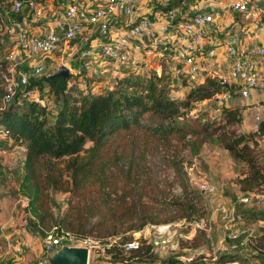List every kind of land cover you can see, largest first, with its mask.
Instances as JSON below:
<instances>
[{
    "label": "trees",
    "instance_id": "trees-1",
    "mask_svg": "<svg viewBox=\"0 0 264 264\" xmlns=\"http://www.w3.org/2000/svg\"><path fill=\"white\" fill-rule=\"evenodd\" d=\"M248 1L251 9L264 12V2ZM197 2L170 0L168 3L157 1L156 5L160 12L176 9L187 13ZM246 13H237L236 20L240 21ZM70 44L76 45V39ZM160 67V70L146 68L116 75L112 86L96 94L88 93L78 84L79 76H88L84 71L71 72L67 77L56 72L32 75L29 87L39 89L44 83L48 98L55 99L56 111H53L48 102L27 99L21 94L7 102L9 79L20 67L13 68V59L0 60V129L6 133V146H20L26 151L21 189L29 198L28 226L35 236L43 235L45 239L49 235L59 236L62 231L95 238L104 244L114 264L163 260L151 258L154 248L151 243H143L130 252L124 248L134 239V232L149 223L160 222L147 216L148 201L156 198L158 204H163L159 198L164 193L157 191L159 182L149 176L144 149L139 155L135 151L125 154L119 149L109 152L112 140L120 132L139 129L159 138L165 146L171 144L172 136H177L194 156L210 141L246 166L245 171L231 181L236 186L234 218L248 226L257 222L258 232L250 236L246 244L242 243L247 234L238 235L235 250L222 253L217 262H246L247 258L251 264H264V209H254L240 200L241 195L264 191V150L261 149L264 121L254 131L240 133L237 126L242 124L244 114L236 107H225L220 116L206 121L195 119L189 113L199 102L215 99L226 90L235 92L238 85H227L218 77L206 74L202 82L190 87L184 98L177 99L172 96L173 69L164 62ZM181 74L184 86L191 85L192 75ZM132 148L137 145L133 143ZM178 156L176 152L168 158H172L176 178H180L183 189H187L190 181L183 172V160ZM57 193L69 194L64 216H56L52 211V206L57 205ZM202 193L195 194L203 198ZM186 195L184 201H174L181 205L179 219H189V211L193 209L190 205L193 196ZM53 228L54 233H50ZM246 245L252 259L251 254L245 257L240 254L239 249ZM178 259L172 257L166 261L175 263Z\"/></svg>",
    "mask_w": 264,
    "mask_h": 264
},
{
    "label": "rangeland",
    "instance_id": "rangeland-1",
    "mask_svg": "<svg viewBox=\"0 0 264 264\" xmlns=\"http://www.w3.org/2000/svg\"><path fill=\"white\" fill-rule=\"evenodd\" d=\"M68 1L71 3L76 2V0ZM209 1L212 0H198L195 5H192L190 12L194 11L195 7L200 8L202 3H208ZM260 1L264 2V0H255L256 3ZM57 2L64 3L66 0H57ZM145 6L148 9L141 10L137 13V17H147L151 21H155L157 13L160 12L156 0H147ZM251 10L252 15L248 24L264 18L262 10L257 8ZM236 16L237 13H232L230 16H226V19L224 17L225 25L234 24ZM126 24H129V22ZM161 35L157 34V38H160ZM81 39L82 37L78 36L76 45L61 44L55 51L48 54L29 55L23 51L17 54L14 61L20 63V70L29 73H33L35 67L40 64L45 66V72L42 74H53L61 66H67L72 73H80L83 67L77 55L88 46ZM17 48H19L17 41L0 30V60L9 59L11 52ZM229 61L230 57L227 55L225 48L218 46L215 57L210 59L212 71L209 73H227ZM162 62L168 67L172 65L169 58L164 59L157 56L151 57L147 64L144 63L142 69L160 70ZM218 66L220 70H218ZM106 68H110V70H104L100 76H79L77 78L78 84L88 93L96 94L112 86L115 83V76L121 72L137 70L129 66L112 68L109 64H106ZM173 71L175 81L172 86V96L177 99L184 98L190 87L202 82L206 76L202 74L193 78L191 85L185 87L182 74L177 73L175 69ZM38 92L39 97L49 103L51 110L56 111V107L53 106L55 99L48 98L47 87L44 83H41ZM249 103L250 99H243L240 96H234L228 100L217 96L215 99L199 102L189 115L200 121H206L220 116L225 107L241 108L244 120L242 124L237 126V131L247 133L256 129L252 117L248 114ZM171 139V144L165 146L159 138L146 135L142 130L134 129L130 132H120L111 142L109 152L112 153L119 149V152L125 154L135 151V154L139 155L144 149L149 176L153 178L154 182H159L157 183L159 185L157 191L164 193L159 198L163 203L162 205L156 202V198H152L151 201H148V206L146 205L149 211L147 216L160 222L149 223L142 230L134 232L133 240H138L140 245L151 243L154 247L153 257L151 258L166 260L178 257L179 259L176 262L183 264H191L192 261L205 259L217 261L222 253L235 250V236L242 233L249 234L252 232L255 234L258 232L259 224L257 222L248 226L239 221L238 218L226 217L227 213L233 212V215L235 214L234 195L236 194V186L232 185L231 181L238 177L241 171H245L246 166L242 162L235 161L229 151L210 141L205 142L200 154L194 156L182 146L177 136H172ZM0 143H2V149L0 148V264H38L42 256L38 255L33 248H25L19 256L20 258L16 257L15 253L9 252V244L5 235L22 228L21 225L24 219L29 220L28 216L31 215L28 208L29 198L21 189L25 174L26 151L24 147L6 146L5 140L1 138ZM133 143L137 145V148H132ZM261 149L264 150V141L261 143ZM176 152H179L178 159L183 160L181 166L190 181V183H187V189H183L180 178H176L175 170L171 165L172 158H168ZM204 181L216 188L214 195L202 193L200 184ZM195 193H202L203 198L196 196ZM186 194H190V198L193 196V200L190 201L193 209L189 211L191 213L189 219H179L182 213L181 205L174 201L176 199L181 202L184 201L182 199L188 197ZM68 195V193H57L55 195L57 205L52 206V211L56 216H64L67 212L68 203L66 198ZM251 207L257 210L264 209L263 204L257 201L253 202ZM104 213L108 214V212ZM117 214L119 215L120 212ZM53 231H55V228L51 229L50 233H54ZM27 233L31 238L30 242L36 243L40 247L49 239H45L46 237L43 235L35 236L29 226H27ZM94 240L95 248L92 252V259L99 261L100 264H114L111 256L106 252L104 244L95 238ZM239 250L244 257L252 253L249 251L248 245ZM250 258H253L252 254ZM130 261V263H119L135 264L132 263L133 260ZM247 261L246 258V262L239 261L235 264L252 263Z\"/></svg>",
    "mask_w": 264,
    "mask_h": 264
},
{
    "label": "built area",
    "instance_id": "built-area-1",
    "mask_svg": "<svg viewBox=\"0 0 264 264\" xmlns=\"http://www.w3.org/2000/svg\"><path fill=\"white\" fill-rule=\"evenodd\" d=\"M157 1L168 3L170 0ZM141 2L142 0H101L95 7H85L75 2L59 3L57 0H0V22L3 25V33L15 39L18 46L29 55L48 54L55 51L61 44H69L71 40L78 37L81 30L80 21L98 25L100 32L108 35L109 40L102 46L100 53L94 48H85L79 53L82 71L90 76L102 75L104 68L98 62L100 54L107 61L133 67L141 72L144 57H164L162 47L169 45L165 44L163 39L154 37L145 54L134 55L132 41L145 33L151 34L154 27V21L149 18L137 17L136 8ZM196 8L187 13H181L176 9L160 12L165 17L162 28L170 37L171 51L175 53V58L179 63L188 67L185 73H190L194 77L198 74H211L209 71L201 73L197 66V57L203 55L207 60L205 69H210V59L215 57L217 47H224L230 57L227 73L211 75L218 77L222 83L227 85L236 83L238 86L235 92L226 90L217 96L228 100L237 93V96L243 99H250L248 114L257 128V125L264 121V21L260 19L248 24L252 15L248 0H231L227 7L229 12L247 13L242 15L240 21H237L235 17L234 24L229 25L221 23L226 14L223 8L212 3L204 8ZM118 14L128 15L131 25L124 29L111 26L112 20ZM45 17L57 20L59 27L50 25L42 35L32 33V20ZM15 58L16 53L12 51L9 59H13V68L20 65L19 62L14 61ZM44 72L45 66L40 64L35 67L33 73L22 70L14 73L9 79L10 94L7 95L6 101H12L17 94L27 99L42 101L38 87L30 88L29 85L32 75ZM6 137V133L0 129V138L6 139ZM200 190L210 195L216 193V188L207 181L200 184ZM240 200L249 205L257 201L264 206V191L241 195ZM226 217L234 219L233 212L227 213ZM27 226L28 220L24 219L22 228L11 232L18 235L19 245L15 247L16 255H21L25 248H28L22 238L24 232L27 231ZM18 231L21 233L17 234ZM253 234L252 232L247 234V239L242 244H246ZM5 238L10 240L11 236L5 235ZM48 238L44 244L47 252L60 249L64 244L89 246L91 248L89 264H100L99 261L92 259V252L95 248V241L92 238L80 237L65 231L56 237L49 235ZM9 242L8 248L10 249L11 243ZM139 246L138 240H132L126 243L124 248L126 252H130L138 249ZM38 264H46V262L42 258ZM142 264L183 263L154 260L145 261ZM196 264L222 263L205 259Z\"/></svg>",
    "mask_w": 264,
    "mask_h": 264
},
{
    "label": "crops",
    "instance_id": "crops-1",
    "mask_svg": "<svg viewBox=\"0 0 264 264\" xmlns=\"http://www.w3.org/2000/svg\"><path fill=\"white\" fill-rule=\"evenodd\" d=\"M66 1H68V0H66ZM212 1L211 2L209 1L208 3H202L201 7L204 8L206 6H209V4H211V3L215 4L217 7L223 8L226 11L225 19H226V16H230L232 14V12H229V10L227 8L229 3L231 2V0H212ZM100 2H101V0H76L75 3H78V4L85 6V7L86 6L87 7H90V6L95 7V5H98ZM146 2H147V0H142V2L139 5H137L136 13H139L143 9L144 10L148 9L145 6ZM205 2H207V1H205ZM197 8H199V7H197ZM156 17L157 18L154 21V27H153L152 33L151 34L145 33L144 35H141L140 37H138L132 41V49L134 51V55L141 56L143 53L145 54L147 48H149V46L151 45L154 37H157V34H162L159 39H163L165 44H169L168 46H166L164 48L162 47L163 54L165 55L163 58L164 59L169 58V61L172 62L171 68L175 69L177 71V73L181 74V73L187 72L188 67L183 66L181 63H179L177 61V59L175 58V53L172 52L170 49V47H171L170 37H169V35H167L166 32H164V30L162 28V26H163L162 23L165 20L164 15H162L160 12H158ZM129 20H130V17L128 15L118 14L112 20L111 26H113L117 29H124V28H126V25H128L126 23L129 22ZM32 21H33L32 22V26H33L32 27V33H34V34H41V35L44 34L46 29L50 25H57L59 27L58 21L57 20H51L49 17H45V18H42L40 20H35V21L32 20ZM221 23L222 24L226 23L224 18L221 21ZM80 25H81V30L78 33V36L82 37L81 40L83 41V43L88 44V46H86L85 48H94L95 50L99 51V53H100L102 46L109 40V36L101 33L98 25H91L85 21H80ZM0 30H3V25L1 22H0ZM21 52H23V50L20 47L17 48L15 50L16 56H17V54H20ZM78 56H79V54L77 55V57ZM143 59H144L143 64L144 63L147 64L151 60V57L147 56V57H144ZM98 62L100 64H102L105 71L110 70V68H106V64H109V66L112 68H114V67L117 68L119 66H126V65L119 64V63H115L114 61H107V60L103 59V57H101L100 54L98 55ZM206 64H207V60L203 55L197 57V66L200 68L201 73L203 71H207V72L212 71L211 68L205 69ZM218 70H220L219 66H218ZM124 73L125 72H121L120 75H123ZM197 76H201V74H198V75L194 76L193 78H196ZM19 233H21V231L17 232V234H19ZM6 236L7 237L11 236L10 240L6 239L7 241H11V242H9V243H11V247H10L9 252L15 253V247H16V245H19L18 235H16L15 233H11V234H7ZM22 238L24 239L28 248L35 249L36 253L38 255L40 254L42 256L41 258L45 257V255L47 254V250L45 249L44 245L42 247H40L39 245H36V243L34 244L33 242H30L31 238H29V234L27 233V231L24 232V235H22ZM15 256L19 257L20 255L15 254ZM235 263H238V262H235ZM116 264H124V263H116ZM135 264H139V263H135ZM140 264H142V263H140Z\"/></svg>",
    "mask_w": 264,
    "mask_h": 264
},
{
    "label": "water",
    "instance_id": "water-1",
    "mask_svg": "<svg viewBox=\"0 0 264 264\" xmlns=\"http://www.w3.org/2000/svg\"><path fill=\"white\" fill-rule=\"evenodd\" d=\"M71 73L67 66H61L57 75L67 77ZM91 259V248L64 244L60 249L48 252L43 260L46 264H89Z\"/></svg>",
    "mask_w": 264,
    "mask_h": 264
}]
</instances>
